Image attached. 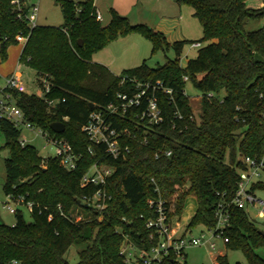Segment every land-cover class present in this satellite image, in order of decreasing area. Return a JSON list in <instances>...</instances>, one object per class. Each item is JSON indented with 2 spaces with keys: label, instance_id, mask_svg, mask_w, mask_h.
<instances>
[{
  "label": "trees",
  "instance_id": "trees-1",
  "mask_svg": "<svg viewBox=\"0 0 264 264\" xmlns=\"http://www.w3.org/2000/svg\"><path fill=\"white\" fill-rule=\"evenodd\" d=\"M53 1L61 7L64 24L30 29L26 21L15 18L11 0H0V55L7 58L18 34L28 37L21 59L36 70L39 81L48 76L51 91L44 97L16 94L17 104L35 125L66 138L82 158L73 171L65 170L58 158H48L45 166L36 147L21 145L20 130L0 120L9 151L4 192L34 202L32 220L26 221L18 210L13 225L0 224V264L13 259L20 264H72L65 257L72 245H84L75 264H140L128 262L122 247L126 240L145 250L157 243L158 237L150 238L146 221L155 216L147 200L159 195L168 205L174 202L172 215L176 216L182 215L189 196L196 198L198 207L187 226L191 232L214 226L218 204H229L226 249L241 250L248 264H264V256L257 252L264 250V236L250 212L232 203L241 173L249 170L244 159L262 161L264 156V24L246 28L249 21L264 19V0L258 8L247 6L249 0H174L194 9L204 32L199 42H208L185 67L180 66L178 55L186 41L169 44L161 31L132 24L112 8L110 21L103 25L96 19L95 0ZM131 33L150 40L153 51L164 44L172 47L177 57L156 67L144 61L121 76L92 60L95 52ZM123 76L149 86L138 109L114 119L118 128L129 129L122 143L130 152L104 160L115 170L106 185L111 198L100 213L77 202L95 190L82 187L81 178L98 156L88 152L90 142L82 126L94 109L116 102L118 92L143 88L121 83ZM185 76L201 92L198 120L185 93ZM149 97L156 98L164 121L147 127L139 113ZM54 122L64 123L65 131L55 133ZM160 148L172 153L156 158ZM263 186L257 182L251 190ZM62 212H77L82 219L71 221ZM216 260L229 264L227 254ZM162 264L187 262L170 255Z\"/></svg>",
  "mask_w": 264,
  "mask_h": 264
},
{
  "label": "built area",
  "instance_id": "built-area-1",
  "mask_svg": "<svg viewBox=\"0 0 264 264\" xmlns=\"http://www.w3.org/2000/svg\"><path fill=\"white\" fill-rule=\"evenodd\" d=\"M11 4L17 20L26 21L30 29L38 26L39 2H35L34 0H11ZM96 19L102 21V16L99 12L96 14ZM6 39L7 37H4V40ZM27 39L28 37L21 33L16 36L18 43H26ZM191 46L200 47L201 42L195 41ZM184 80L187 81L188 77L185 76ZM126 81L131 82L133 85L143 86V88L131 93L118 92L116 102H111L108 105L94 109L90 113L87 122L82 126V131L90 142L88 152L98 156L81 178L82 187L92 186L95 190L91 195L81 199V201L85 202L89 208L100 213L107 208L108 201L111 198L106 190V185L108 178L115 170L113 165L104 160H116L125 157L130 152L129 147L122 143L123 137L130 134L129 129L118 128L114 119L119 115L121 116L127 113L131 109H138L143 103V97L149 86L148 83L141 84L136 78L128 76L121 77V83ZM48 82L47 78H42L39 81L44 92L42 97L51 91V86ZM165 91L169 94L172 93L171 89H166ZM21 93H27V88L20 72L14 71L7 76L0 75V120L8 121L20 130L19 141L22 146L28 145L26 139L21 136L22 129L25 128L34 131L37 135L45 139L46 145H52L54 147V158H58L60 165L65 170L73 171L77 169L82 154L77 153L66 138L55 134L52 135L31 122L24 110L17 104L16 94ZM208 97H213V94L209 93ZM46 101L49 105L54 104L53 100L46 99ZM139 117L147 123V127L158 125L164 121L163 110L157 103L155 97L147 98L145 107L139 113ZM176 117L181 119L182 115L176 113ZM171 153L172 150L170 149L160 148L155 152V157L158 158L162 155L169 156ZM244 161L249 166V170L241 173V179L232 203L249 212L254 210L255 216L264 218V200L258 198L255 192L251 190L252 179L260 175V169L264 170L263 160L258 161L254 158L246 157ZM155 192L159 193L157 186L155 187ZM8 198L9 202L15 205H26L33 212L34 202L27 201L24 197L14 198L8 195ZM147 202L153 209L155 216L147 219L146 226L152 230L150 238L158 237V241L150 249H138V260L140 264H162L163 259L170 255L177 260L183 261L187 257L185 251L188 248L207 245L210 249L214 250L216 249L215 239L222 240L225 245L229 241L225 235L231 215L228 207L229 204L219 203L215 210V225L212 227L203 226L199 234L194 235L193 232L187 229L189 222L186 225H176V221L174 220L175 215H172L174 211L171 204L168 205V202L160 195L149 198ZM6 207L12 214L18 212L17 206L13 207L11 204H7ZM77 212L70 215L64 214L63 212L62 214L71 221L79 222L82 219V215ZM49 219H52V214L49 215ZM121 252L125 253L124 249ZM126 260L131 262L129 257H126ZM6 264H20V262L13 259Z\"/></svg>",
  "mask_w": 264,
  "mask_h": 264
},
{
  "label": "rangeland",
  "instance_id": "rangeland-1",
  "mask_svg": "<svg viewBox=\"0 0 264 264\" xmlns=\"http://www.w3.org/2000/svg\"><path fill=\"white\" fill-rule=\"evenodd\" d=\"M39 2V12L37 16L38 26H52V27H61L64 24V17L61 11L59 4H56L53 0H34ZM79 1V0H74ZM174 1V0H171ZM109 0H96L98 8H104L105 4H108ZM179 10L171 12L172 15L169 18H165L166 21L164 24V30L161 32L165 36V39L169 44L175 41H186L185 45L178 55L179 64L181 67H185L187 61L191 58H194L200 47L207 44V41H202L200 47H192L191 44L195 41L202 40L204 36L202 25L199 19L194 16V9L187 4H177ZM247 6L258 8L261 6L260 0H249ZM103 11V20L102 24L106 25L110 21V7L107 9H102ZM264 24L263 20L249 21L246 25L248 30L257 29ZM127 40H124L123 45L113 44L115 47L113 53H124L131 56L129 61L123 62L117 57H112L110 52H107L109 46L98 50L92 55V58L96 61L105 60L104 58L112 59L111 65H106L108 70L115 76H121L123 71L132 67L140 65L142 62H146L150 67H156L158 65L165 64L168 60L174 59L177 57L175 50L168 46L162 45L153 51V43L145 38L144 36L131 33L128 34ZM123 37V36H122ZM23 43H15L10 45L7 50V58L3 60L0 55V70H11V72L18 71L21 73L22 79L26 85L27 93L34 94L36 96L42 97L44 95L43 89L39 84V76L31 66H29L24 60L21 59V54L23 51ZM109 45V44H108ZM126 46V47H125ZM129 46V47H127ZM140 52V56L137 55ZM136 55V56H135ZM109 56V57H108ZM134 56V57H133ZM105 66V64H102ZM48 79V76L45 75ZM44 76V78H46ZM48 81H50L48 79ZM50 84V82H48ZM185 93L189 97V102L192 106L193 113L195 118L198 120L201 111V92L193 85L191 81H186L185 83ZM21 136L26 139L29 145L36 147L40 155L43 157L42 164L45 166L48 163V158L55 157V149L52 145H46L45 139L37 135L34 131L27 129H22ZM9 156V151L5 147V137L2 131L0 130V218L4 221L6 225H13L15 223L16 217L15 214L9 212L6 207L7 204H11L13 207L17 206V209L22 211L26 221L33 219L32 212L29 207L26 205H15L12 202H9L8 195L5 194L3 185L5 182L6 172H5V159ZM264 163V156H263ZM251 171V169H250ZM249 171V172H250ZM260 175L252 179V184L261 183L264 185V170H259ZM251 184V185H252ZM255 194L258 198L264 200V186L255 190ZM172 209L175 212L174 202L171 203ZM198 202L195 197L189 196L185 202L184 210L181 216L174 217L176 225H186L195 211L197 210ZM253 210V209H252ZM251 216L255 219L256 226L260 231H264V218H258L255 216V211H250ZM183 228V226H182ZM200 228H197L193 231L194 235H198ZM216 240V249H210L207 245L194 246L186 249V259L187 264H214L217 262L216 256L220 251L225 252L228 257L229 264H248L247 260L241 250H227L226 245L223 244L222 240ZM84 248V245H72L65 257L69 260L70 263L75 264L78 262V252ZM122 249H124L126 257L130 258L131 262L138 261L139 250L135 247L130 241H125ZM258 254L264 256V250L258 249ZM131 253V255H129ZM223 256L224 254H219ZM218 255V256H219Z\"/></svg>",
  "mask_w": 264,
  "mask_h": 264
},
{
  "label": "crops",
  "instance_id": "crops-1",
  "mask_svg": "<svg viewBox=\"0 0 264 264\" xmlns=\"http://www.w3.org/2000/svg\"><path fill=\"white\" fill-rule=\"evenodd\" d=\"M177 4L178 3L171 0H109L108 4H105V6H103L104 8H98L95 0V7L97 9V12L101 14L102 20H103L102 9L105 8L107 9L108 7H110V9L111 8L115 9L120 15L127 17L132 24H146L157 31L164 30L165 27L164 23L166 22L164 21V19L171 17L170 15H172V13H170V11L175 12L179 10ZM127 36L129 35L119 37L116 40L110 42L109 45H107L109 46L107 52H110L112 57L114 58L117 57L123 62H127L133 58H131V56L129 55H126V51L124 53L120 52L116 54V56H114L115 54L113 53V51L115 47H113L114 46L113 44H115L116 42V44L118 45V42H120L119 44L123 45L124 40L128 39ZM137 55L140 56V52ZM104 59L105 60L96 61L92 58L94 62L105 64V66L108 64L111 65V63H113L111 58L108 59L106 57ZM11 73H13L11 72V70H7V71L0 70V75L2 76H7ZM219 254H226V253L220 251ZM214 264H217V262H215Z\"/></svg>",
  "mask_w": 264,
  "mask_h": 264
},
{
  "label": "water",
  "instance_id": "water-1",
  "mask_svg": "<svg viewBox=\"0 0 264 264\" xmlns=\"http://www.w3.org/2000/svg\"><path fill=\"white\" fill-rule=\"evenodd\" d=\"M93 106H94V104L90 103V107H93ZM51 128L55 133H63L65 131V124L62 122H54V123H52ZM77 202L81 206L89 207L85 202H83L81 200H78ZM3 223H4V221L0 218V224H3ZM260 233L264 236V231H260Z\"/></svg>",
  "mask_w": 264,
  "mask_h": 264
},
{
  "label": "bare ground",
  "instance_id": "bare-ground-1",
  "mask_svg": "<svg viewBox=\"0 0 264 264\" xmlns=\"http://www.w3.org/2000/svg\"><path fill=\"white\" fill-rule=\"evenodd\" d=\"M107 209V208H106Z\"/></svg>",
  "mask_w": 264,
  "mask_h": 264
}]
</instances>
